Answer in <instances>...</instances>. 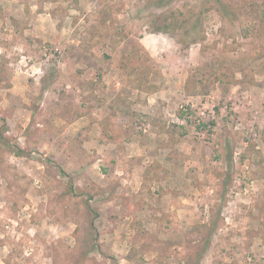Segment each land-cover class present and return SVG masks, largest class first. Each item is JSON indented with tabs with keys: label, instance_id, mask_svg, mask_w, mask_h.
<instances>
[{
	"label": "rangeland",
	"instance_id": "obj_1",
	"mask_svg": "<svg viewBox=\"0 0 264 264\" xmlns=\"http://www.w3.org/2000/svg\"><path fill=\"white\" fill-rule=\"evenodd\" d=\"M263 0H0V264H264Z\"/></svg>",
	"mask_w": 264,
	"mask_h": 264
},
{
	"label": "trees",
	"instance_id": "obj_2",
	"mask_svg": "<svg viewBox=\"0 0 264 264\" xmlns=\"http://www.w3.org/2000/svg\"><path fill=\"white\" fill-rule=\"evenodd\" d=\"M256 5L259 6L262 16L264 17V0L262 2H256Z\"/></svg>",
	"mask_w": 264,
	"mask_h": 264
}]
</instances>
